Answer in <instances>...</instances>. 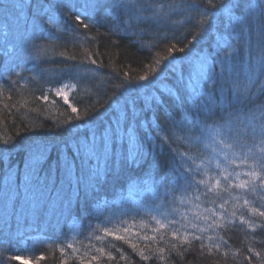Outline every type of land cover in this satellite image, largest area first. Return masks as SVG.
Masks as SVG:
<instances>
[{
	"label": "trees",
	"instance_id": "1",
	"mask_svg": "<svg viewBox=\"0 0 264 264\" xmlns=\"http://www.w3.org/2000/svg\"><path fill=\"white\" fill-rule=\"evenodd\" d=\"M83 2L0 0V264H264V228L253 231L249 226L264 224V217L259 215L264 212V190L259 180L255 190H228L220 198L205 199L201 195L198 202L193 201L192 209L184 211L179 200L173 198L179 193L166 195L163 188L157 187L160 182L169 183L171 176L165 178L164 171L148 164L132 165L110 170L85 200L83 184L78 191L77 181L87 178L95 161L84 160L75 148L77 141L93 133L101 134L110 122L119 120L123 126L127 118L134 125L139 122L137 135L145 147L155 136L151 126L159 125L164 129L161 134L172 141V149L210 156L205 147L210 139L202 129L215 122L223 125L226 137L236 141L238 156L247 155L251 149L247 165L258 163L257 138L250 127L245 131V124L236 117L255 115L256 109L264 106V93L260 92L264 76L252 88L254 103L229 107L219 92L211 97L202 94L205 86L197 73L207 65L197 69L202 65L197 64V57H208L219 74L221 65L215 60L235 44L238 52L231 58L232 76L225 70L224 87L228 89L227 81L237 79V74L240 82L247 84L249 33L255 56L258 33L264 26V11H253L249 4H258L259 0H222L232 5L231 16L247 21L244 32L239 26L233 31L229 14L216 9L209 10L206 25L197 27L199 13L182 7L189 0H139L145 5H165L168 17L142 21L128 32L114 31L113 26L126 20L127 15L124 10L112 8L111 0H104V7L89 10L92 19L85 22L90 28L81 26L74 42L65 27L83 11ZM195 2L201 8L206 4V0ZM168 5L181 7L169 11ZM144 15L151 13L146 11ZM50 17L55 29L49 26ZM196 32L200 36L190 46L191 51L176 52L175 60L158 66L151 84L139 82L143 86H138L140 75L148 73L151 78L145 66L153 62L155 53L165 55L167 47L176 41H180L178 47H183ZM238 33V39H231ZM32 46L39 51H33ZM70 56L75 59H68ZM63 85H69L63 88L67 103L64 95L55 92ZM153 97L162 99L163 105ZM72 107L77 108V113H72ZM230 112L233 115L229 116ZM169 116L181 121L201 142H186V133L173 128ZM85 117L90 122H82ZM149 132L152 136H147ZM156 143L159 145V140ZM43 146L47 151L40 156L39 148ZM121 150L118 146L117 152ZM157 154L164 161L173 155L167 145L158 147ZM147 159H152L151 153ZM64 161L73 165L71 182L63 170ZM30 164L37 175L27 189ZM195 195L200 193L188 194ZM224 201L225 209L220 210L218 205ZM198 204L201 211L196 209ZM206 208L216 210V223L221 227L201 233L192 225L209 215ZM178 210L184 217L190 212L187 219L178 216ZM153 217L162 218L165 226L158 225ZM241 217L248 223H241ZM168 219L178 223L169 226ZM105 227L110 230L107 236ZM173 231H177L176 237ZM193 233L203 237V250L200 241L183 243L184 235ZM209 236L213 239L209 240ZM73 238L76 240L71 241ZM101 248L103 251H98ZM249 248L253 251L249 252ZM15 256L22 259H12Z\"/></svg>",
	"mask_w": 264,
	"mask_h": 264
},
{
	"label": "snow or ice",
	"instance_id": "2",
	"mask_svg": "<svg viewBox=\"0 0 264 264\" xmlns=\"http://www.w3.org/2000/svg\"><path fill=\"white\" fill-rule=\"evenodd\" d=\"M75 8V5H72ZM104 7V0H84L82 9L79 14L75 15L74 20L71 24L66 25L65 31L72 34L71 38L75 42L80 27L84 29H89L90 24L86 23V19H92L91 11H95L98 8ZM111 7L116 10H124L127 19L123 22L117 23L113 26V30H121L128 32L134 27V24H138L142 21L150 20H162L166 19L169 15V12H165V5H145L139 2V0H111ZM169 11H174L175 8L181 7L179 5H168ZM183 9L197 11L200 18L197 21V27H202L209 22L210 18V9H216L220 12L229 14L230 24L235 31V27L239 26L241 32L247 31L245 25L247 21L243 17H233L231 16V4L223 3L222 0H206V4L203 8L200 7L195 0H189V2L182 5ZM249 8L255 11L257 8H260L264 11V0H259L258 4H249ZM150 12V16H145L144 12ZM83 17V18H82ZM49 26L56 28L55 21L53 18H49ZM59 31V29H56ZM135 34V33H134ZM200 36V32L193 34L192 40L188 41L187 44H184L183 47H178L177 45L180 41L171 43L166 49V54L161 55L159 52L155 53L153 62L149 65H146L152 76L148 73L140 75L138 77V86H143L139 82H144L145 84H151L157 74L158 66L165 64L166 62L170 63L175 60V53L180 52L184 53L186 49L191 51L190 46H194L197 38ZM239 33L237 36L231 37V39H238ZM57 39H60L58 36ZM33 51H39L36 46H32ZM238 52V48L235 44L230 46V50L225 52L222 57L218 55V63L221 65V72L217 74L215 72V64L208 62V57H197L200 59L201 64H206L207 69L199 71L197 73L198 78L202 80V94H206L211 97L214 96L216 92H219L221 100L224 104L229 107H234L235 105L247 106L248 104L254 103L252 100V88L259 81V79L264 76V26H261L258 38H257V54L253 56V48L250 40H248V58L245 63L246 75L248 79L247 84H242L238 78L232 80L229 79L227 83L229 84L228 89H225V70L228 71L229 77L232 76V63L231 58L234 53ZM31 54V52L29 53ZM90 56L91 53H88ZM68 59H75V56H70ZM92 63L95 64L96 61L93 59ZM162 70V69H161ZM19 75V73H17ZM125 76H128V73H125ZM191 82V81H190ZM74 87V85H71ZM69 87V85H63L61 88L55 89L57 95H64L63 88ZM123 87V84L121 85ZM260 92L264 93V86L260 87ZM43 99L47 100V96H44ZM65 103H67V96L64 95ZM158 105H163L164 101L162 99L156 100L153 97ZM72 113H77V108L72 107ZM233 115L231 112L229 116ZM77 120L81 118L79 115L76 117ZM236 119L240 120L241 123L245 124V131L248 127L251 128V134L253 137L257 138L255 147L258 149L257 156L260 158L258 163L254 165H246L249 170L247 171H230L229 165L235 164L237 159L241 160L243 164L247 155H251V149L249 153L245 156H238L235 151L236 141L232 140L231 137H226L224 135L223 125H219L215 122L203 126L202 134L206 135L213 146L211 156H197L191 155L189 152H179L176 149L171 148L172 141L167 135H162L164 131L159 125H152V129L155 131V136H152V132H149L147 136H152V139L149 141L147 147L141 142L138 138L137 130L140 127L139 122H136L134 125L132 122L128 121L126 118L125 124L122 126L120 121L117 120L114 124L109 123L108 127L103 129V132L99 135L93 133L91 136H86L83 141H77L75 148L76 152L81 154L84 160L89 162L95 161V164L90 168V174L87 178H81L77 181V189L79 191L80 184H83V197L87 200L88 196L93 192L95 186L100 183L101 178L110 170L120 169L123 170L132 165H137L143 167L144 164H148L151 168H158L164 171L165 178L171 176L172 179L169 183L165 184L160 182L157 184L158 188H163L166 195L171 193H179V196L173 197L174 199L179 200L181 204L186 202V197L191 199L188 196L189 192L200 193V195H195V200L199 201L201 195L208 199L209 197L215 196L220 198L222 192H226L229 189H241L244 191L255 190L257 187L256 180L260 181L259 187L264 190V106H261L256 109L255 115H242L237 116ZM169 122L173 128H179L181 131L185 132L186 135L183 139L190 144H199L200 138L193 137L191 130L183 127L181 121H177L174 117H168ZM82 122H90L88 117H85ZM71 124V120L68 121ZM147 138V137H146ZM159 140V145L156 141ZM7 144V141H4ZM126 144L127 147H123ZM169 146L170 151L173 155L167 160L164 161L159 158L157 154V148L161 146ZM67 146V145H66ZM121 147L122 150L118 153L117 147ZM205 147H208L206 144ZM47 151V146L39 148L40 156H43L44 152ZM152 154V159H147V154ZM35 158V157H33ZM221 159L225 162L221 164ZM58 167L61 165V161L57 160ZM239 167L240 165H236ZM73 165L68 161L63 162V170L65 175L69 178L71 182ZM212 173V174H210ZM35 168L30 164L26 188L30 189L33 184V179L36 176ZM201 190H203L201 192ZM71 201L69 200V203ZM211 203L215 204V200H211ZM227 201L220 203L218 208L220 210L225 209V204ZM245 204L248 203L247 200L244 201ZM205 211L209 213L204 217V221L207 225L206 228H200L201 233L213 229L214 227H221V225L216 223L217 213L213 208H206ZM257 211L253 209V212ZM235 215V213H233ZM259 215L264 217V212H259ZM199 218V217H198ZM223 219V216L220 217ZM155 219V217H153ZM184 219H187L185 216ZM211 220L209 223L208 221ZM167 224L169 226H174L178 223L175 219H168ZM227 222V221H226ZM157 224H160L161 227L165 225L161 223L159 219L156 220ZM241 223H248L243 217H241ZM249 226L255 231L256 227L264 228V224L252 225ZM183 227V225H181ZM193 229L197 228L196 224L192 225ZM127 231V229H125ZM110 234V230L105 227L104 235L107 236ZM172 235L177 236V231H173ZM96 239H101L100 236H97ZM116 239H124V237L117 236ZM209 240L213 238L208 237ZM192 241H200V248L203 250L205 247L203 243V237L196 234H185L183 243L191 244ZM68 247H72L71 244ZM133 248L136 245H132ZM173 248L176 247L175 244L172 245ZM217 249L219 244L214 245ZM98 251H103V249H98ZM164 249H160V252H163ZM211 251V247L209 248ZM253 249L249 248V252H252ZM143 256V252L140 253ZM255 255L260 256L259 252H256ZM42 258V257H41ZM12 259L20 260V256L12 257ZM144 259H148L147 256H144Z\"/></svg>",
	"mask_w": 264,
	"mask_h": 264
},
{
	"label": "rangeland",
	"instance_id": "3",
	"mask_svg": "<svg viewBox=\"0 0 264 264\" xmlns=\"http://www.w3.org/2000/svg\"><path fill=\"white\" fill-rule=\"evenodd\" d=\"M230 43V39H229V41H228V44ZM218 48H217V50H218V53L219 54H221L222 53V49L219 47V46H217ZM211 61H213V60H211ZM215 61H218V58L215 60ZM197 64H201V61H199ZM202 67H205V64H202L200 67H198L197 69H200V70H203V68ZM205 69H207V67L205 68ZM204 69V70H205ZM212 144H211V141H210V144L208 145V147H206V149L209 151V153H210V156L212 155V150H213V146H211ZM239 156H243V155H239ZM247 160L249 161L250 159H248V157H247V159H246V161L242 164L241 163V160L240 159H237L236 161H235V164H231V165H229V170L230 171H245L244 169H248V167H246L245 166V164L247 165ZM225 162L221 159V164L223 165ZM236 165H240L239 167H237ZM249 170V169H248ZM235 191L236 192V189H229V191L230 192H232V191ZM239 190H241V189H239ZM195 200V198H194V196H192L191 197V199H188L187 200V203L185 202V203H183V204H181L180 203V207L184 210V211H186V210H190V209H192V207L194 206V204H193V201ZM197 201V200H196ZM198 202V201H197ZM197 210H199V211H201L202 210V208H201V206H200V204H198V206H197V208H196ZM178 216H181V217H183L184 218V216L181 214V212L178 210ZM183 213V212H182ZM188 213H190V212H186V213H184L185 214V216H188ZM222 213V212H221ZM155 219H157V218H155ZM159 220L161 219L162 220V218H158ZM199 220V218H197V221ZM156 221V220H155ZM193 224H196V223H193ZM159 225V224H158ZM197 225V229L199 230L200 228H204L205 226H206V223H204V221H198V223L196 224ZM76 232V231H75ZM206 232V231H205ZM74 241V240H76V238H73V239H71V241Z\"/></svg>",
	"mask_w": 264,
	"mask_h": 264
}]
</instances>
